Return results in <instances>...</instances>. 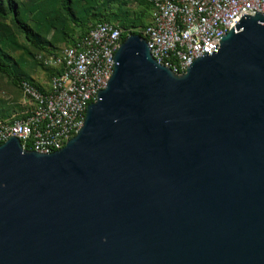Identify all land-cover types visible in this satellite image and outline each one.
<instances>
[{"label":"water","instance_id":"water-1","mask_svg":"<svg viewBox=\"0 0 264 264\" xmlns=\"http://www.w3.org/2000/svg\"><path fill=\"white\" fill-rule=\"evenodd\" d=\"M0 264H264V15L184 75L128 35L62 150L1 145Z\"/></svg>","mask_w":264,"mask_h":264},{"label":"built area","instance_id":"built-area-1","mask_svg":"<svg viewBox=\"0 0 264 264\" xmlns=\"http://www.w3.org/2000/svg\"><path fill=\"white\" fill-rule=\"evenodd\" d=\"M152 19L144 38L152 56L176 75L216 48L243 16L264 15V0H148ZM114 23H99L74 45L38 56L56 70L47 92L21 81L24 118L0 122V146L17 138L26 151L62 150L84 127L87 108L114 73L125 38Z\"/></svg>","mask_w":264,"mask_h":264},{"label":"rangeland","instance_id":"rangeland-1","mask_svg":"<svg viewBox=\"0 0 264 264\" xmlns=\"http://www.w3.org/2000/svg\"><path fill=\"white\" fill-rule=\"evenodd\" d=\"M21 24L27 26L43 43V48L70 46L96 22H115L123 30H142L150 24L152 9L147 0H74L75 21L68 18L62 0H12ZM41 48L32 43L12 16L0 17V56L8 60L20 78L43 85L49 80L38 65ZM23 100L13 78L0 73V119L24 115L18 102Z\"/></svg>","mask_w":264,"mask_h":264},{"label":"trees","instance_id":"trees-1","mask_svg":"<svg viewBox=\"0 0 264 264\" xmlns=\"http://www.w3.org/2000/svg\"><path fill=\"white\" fill-rule=\"evenodd\" d=\"M62 8L65 11L66 15L68 16V18L72 21H75V12H74V0H62ZM148 2V0H147ZM149 4V3H148ZM150 5V4H149ZM12 16L14 21L18 24V26L22 29V31L25 33V35L27 36V38L34 43L35 45H37V47L41 48L39 51V55H46L52 52H55L56 50H58L59 48H53L51 49H46L43 48V43L40 42L39 38L34 34V32L32 30H30L27 26L21 24V20L19 18V11L17 10L16 6L13 4L12 0H0V17H9ZM99 23H114L117 24L115 22H96L95 24H92L87 31L80 37H76L74 38L73 42L71 43V45H74L79 39L83 38L85 35H87L89 33V31L96 26ZM119 25L120 28H122L121 24H117ZM149 24L145 25V27L142 30H122L123 32V37L126 39V37L128 35H139L141 37H144V30L148 27ZM70 45V46H71ZM38 65L44 69L45 74L49 80V83L51 81V78L56 74V70L54 69H50V68H45L43 67L39 62ZM0 73L9 76L10 78H13L16 82V85L21 93V89H20V83L21 81H27L29 83H31L32 85H34L36 88H38L40 91L42 92H47L48 90L45 88V86L42 83H39L37 81L31 80V79H27V78H20L17 76L16 72L14 71L13 67L11 66L10 62L8 60H6L5 58L0 56ZM19 107H22L20 105V102L17 103ZM24 118V115L22 117L19 118H11V119H0V122L2 121H7L10 120L12 122H14L17 119H22Z\"/></svg>","mask_w":264,"mask_h":264},{"label":"crops","instance_id":"crops-1","mask_svg":"<svg viewBox=\"0 0 264 264\" xmlns=\"http://www.w3.org/2000/svg\"><path fill=\"white\" fill-rule=\"evenodd\" d=\"M44 86H45V88L48 90L49 87H50V83H49V84H45Z\"/></svg>","mask_w":264,"mask_h":264}]
</instances>
